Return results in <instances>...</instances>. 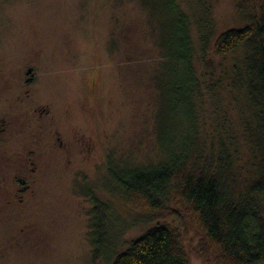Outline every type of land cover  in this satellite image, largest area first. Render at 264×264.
Masks as SVG:
<instances>
[{
    "label": "rangeland",
    "instance_id": "1",
    "mask_svg": "<svg viewBox=\"0 0 264 264\" xmlns=\"http://www.w3.org/2000/svg\"><path fill=\"white\" fill-rule=\"evenodd\" d=\"M178 3L190 16L202 82L195 98L200 135L209 148L233 141L238 164L247 167L246 101L233 80L244 49L227 56L202 49L204 34L212 46L246 22L235 0ZM162 19L147 0H0V116L7 127L0 137V264H93V192L128 218L103 185L110 166L166 159L157 125L166 100L155 77L165 54ZM28 67L36 74L31 85ZM31 148L35 170L27 166ZM20 176L33 179L29 190L19 189ZM170 207L175 218L166 212L153 222L133 220L121 249L157 225L178 226L190 264H217L196 219Z\"/></svg>",
    "mask_w": 264,
    "mask_h": 264
},
{
    "label": "trees",
    "instance_id": "2",
    "mask_svg": "<svg viewBox=\"0 0 264 264\" xmlns=\"http://www.w3.org/2000/svg\"><path fill=\"white\" fill-rule=\"evenodd\" d=\"M147 1L163 13L165 54L155 77L166 100L157 123L166 159L109 167L103 186L128 218L91 193L93 264H190L178 226L157 225L121 249L122 232L133 220L153 222L166 212L175 218L170 204L196 219L216 249L217 264H264V0H235L246 25L222 32L212 46L211 35L202 36L204 52L213 49L215 55L227 56L244 49L233 80L246 101L241 121L250 152L247 167L238 164L233 141L221 138L209 148L200 135L195 98L202 82L194 63L190 16L178 0Z\"/></svg>",
    "mask_w": 264,
    "mask_h": 264
},
{
    "label": "flooded vegetation",
    "instance_id": "3",
    "mask_svg": "<svg viewBox=\"0 0 264 264\" xmlns=\"http://www.w3.org/2000/svg\"><path fill=\"white\" fill-rule=\"evenodd\" d=\"M30 68H33V67H28V69L26 71L27 75H30L26 78V84L27 85H31L36 79V74L34 73V68H33V71L31 73H28ZM0 95H1V91H0ZM46 106H47L46 104H43V106H41V107H42V109H44V108H46ZM8 123L12 124L11 122H8ZM6 129H7L6 118L1 119V116H0V137L6 132ZM18 134L20 136L23 135V132L21 129H19ZM21 138H22V142H23V137L21 136ZM63 145H64L63 142H61V146H63ZM36 151H37L36 149L31 148V150L29 151V154L27 155L28 163H29V164H27V166H33V170H35L37 168L36 164H38L36 161L37 159L34 157V154L36 153ZM26 173H28V172H25L24 174H26ZM28 179H30L31 182L33 181V179H31L27 176H20L18 178V184L20 186L19 189H22V190H29L30 189L31 184L28 183ZM20 184H22V185H20ZM21 186H23V188H21Z\"/></svg>",
    "mask_w": 264,
    "mask_h": 264
},
{
    "label": "water",
    "instance_id": "4",
    "mask_svg": "<svg viewBox=\"0 0 264 264\" xmlns=\"http://www.w3.org/2000/svg\"><path fill=\"white\" fill-rule=\"evenodd\" d=\"M32 71H33V68H30L29 71H28V73H31Z\"/></svg>",
    "mask_w": 264,
    "mask_h": 264
}]
</instances>
